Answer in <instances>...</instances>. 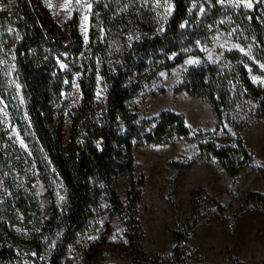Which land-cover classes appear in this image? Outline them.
<instances>
[{"label": "rangeland", "instance_id": "374dc122", "mask_svg": "<svg viewBox=\"0 0 264 264\" xmlns=\"http://www.w3.org/2000/svg\"><path fill=\"white\" fill-rule=\"evenodd\" d=\"M41 1L50 19L60 26L78 14L83 40L78 58L96 65L99 102L106 91L100 71L121 64L133 41L161 30L172 10L168 0H126L117 19L119 24L100 30V40L93 39L91 44L92 19L108 9L113 0ZM239 9L258 10L257 22L264 25V0H193L178 44L179 51L187 52L182 61L152 76L135 69L126 78V83L138 84L126 103L129 113L152 124L159 113L172 111L183 117L189 133L166 143L134 139L132 170L94 181L98 197L69 246L70 262L264 264V195L263 200L247 201L251 193L264 194V115L257 100L244 93L236 99L231 113L218 116L205 95H192L183 87L190 67L230 62L232 67L244 63L251 81L264 88V59L256 55L251 42L238 39L235 16ZM231 51L240 56H227ZM166 52L158 55L165 56ZM4 55L2 74L8 78L7 83H1L6 90L1 87L0 95L4 92L12 97L20 88L15 79V57L10 51ZM58 65L62 70L68 68L64 60H58ZM79 79L80 73L75 72L70 89L63 92L67 100L61 129L63 145L70 138L71 116L82 97ZM236 81L240 82L238 76ZM10 112L0 96V130L25 146ZM239 139L251 160L238 174L231 175L208 147H233ZM35 186L41 212L38 215L44 221L53 212V201L42 179H36ZM137 188L140 195L133 201ZM112 196L120 210L112 205ZM28 222L34 224L35 219ZM51 251L49 242L41 256L44 261L49 260Z\"/></svg>", "mask_w": 264, "mask_h": 264}, {"label": "trees", "instance_id": "16d2710c", "mask_svg": "<svg viewBox=\"0 0 264 264\" xmlns=\"http://www.w3.org/2000/svg\"><path fill=\"white\" fill-rule=\"evenodd\" d=\"M168 1L172 10L162 29L134 40L121 64L100 71L106 91L99 102L96 65L78 58L83 48L78 14L60 26L50 19L41 0H0V88H5L1 83H7L8 78L2 74L6 51L15 57V79L20 86L15 96L4 92L0 96L9 105L12 122L25 141L22 146L6 130H0V264H84L70 262L68 252L98 197L94 181L132 170L134 139L166 143L189 133L183 117L172 111L159 113L149 124L126 109L138 85L126 83L133 70L148 71L152 76L181 62L187 54L179 51L178 44L193 0ZM122 3L126 0H113L108 9L92 19L91 44L93 39L100 40V30L119 24ZM258 17L256 9H239L235 19L238 39L251 42L256 55L264 59V25L257 22ZM161 51L176 54L158 55ZM227 56L240 54L231 51ZM58 60H64L68 68L62 70ZM75 72L80 73L82 97L71 116L70 138L63 145L61 129L67 103L63 92L70 89ZM183 87L192 95H205L218 116L231 113L236 99L244 93L257 100L264 115V88L251 81L244 63L235 67L230 62L190 67ZM237 144L208 147L231 175L238 174L251 160L240 139ZM36 179H42L53 201V212L44 221L39 217ZM139 195L140 189H134L133 201ZM263 195L251 193L247 201L261 200ZM111 203L121 209L114 196ZM29 218L35 223L30 224ZM49 242L52 251L44 261L41 256Z\"/></svg>", "mask_w": 264, "mask_h": 264}, {"label": "snow or ice", "instance_id": "6c2138e0", "mask_svg": "<svg viewBox=\"0 0 264 264\" xmlns=\"http://www.w3.org/2000/svg\"><path fill=\"white\" fill-rule=\"evenodd\" d=\"M90 7V6H89ZM248 7H251V4H248ZM255 79V78H254Z\"/></svg>", "mask_w": 264, "mask_h": 264}]
</instances>
